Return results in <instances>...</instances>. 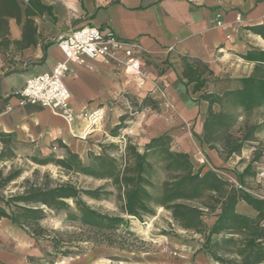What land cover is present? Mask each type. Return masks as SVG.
Here are the masks:
<instances>
[{
	"label": "crops",
	"instance_id": "obj_1",
	"mask_svg": "<svg viewBox=\"0 0 264 264\" xmlns=\"http://www.w3.org/2000/svg\"><path fill=\"white\" fill-rule=\"evenodd\" d=\"M18 2V18L7 20V35L0 39V155L13 143L37 149L44 155L56 153L59 158L66 155L64 146L81 158L88 152L101 154L100 145L106 136L101 123L92 128L86 120L77 118L67 125L51 110L21 105L12 96L14 91L23 88L28 78L50 73L62 61L56 42L73 30L83 27L109 29L119 39L137 42L149 52L144 56L149 80L142 86L122 70L101 63L71 64L64 83L77 114L104 112L113 107L111 101L127 91L159 98L156 89L159 87L168 103L187 112L184 121L191 122L197 134L201 131L202 109L206 103L194 102V97L186 93L181 59L201 62L225 89H235L237 81L250 76L254 67V63L241 56L251 50L264 51L263 39L247 30L264 26V0ZM217 15H220V27L215 24ZM161 124L162 128L170 127L168 121ZM203 152L215 168L226 162L213 151L204 149ZM229 182L238 183L232 178ZM236 211L250 217L256 215L244 203H239ZM262 224L264 226V222ZM33 243L34 240L18 226L0 219V264H31L29 259L37 257ZM204 261L201 256L198 264H205Z\"/></svg>",
	"mask_w": 264,
	"mask_h": 264
},
{
	"label": "trees",
	"instance_id": "obj_2",
	"mask_svg": "<svg viewBox=\"0 0 264 264\" xmlns=\"http://www.w3.org/2000/svg\"><path fill=\"white\" fill-rule=\"evenodd\" d=\"M19 10L18 0H0V39L7 35V20L17 19ZM247 30L264 41L263 25ZM241 58L254 63L251 75L240 78L235 89H224L221 93L206 89L209 78L221 83L206 65L181 59L186 93L195 96L194 102L207 105L200 134L193 130L191 134L200 146L217 153L223 161L240 156L248 143L258 145L256 137L264 129L263 124H249L247 119L239 123L237 116L238 112L247 118L253 111L264 108V51L251 50ZM116 130L111 132L112 137H117ZM169 143L167 133L151 138L142 153L129 143L120 159L108 152L116 153L118 146L102 144L100 155L87 153V163L65 146L63 158L53 154L32 156L30 161L37 166L53 165L67 175H81L104 184L83 190L70 181L52 180L48 173L38 182L39 172L34 171V179L24 181L22 193L8 198L0 196V219L9 220L36 243L48 241L55 255L66 257L78 255L79 246L62 238L60 231L41 226L48 212L63 214L65 222L94 235L84 242L114 247L119 229L133 236L128 217L153 216L152 206H158L170 213L180 230L201 237L198 252L212 264H264V198L253 196L244 188L245 177L254 176L250 172L252 165L260 162L264 152L253 149L251 160L240 174L234 175L242 188L239 189L215 171L203 166L195 168L187 152L172 151ZM20 175V171H15L0 178V189ZM158 175L166 178L159 185L153 184L152 178ZM152 188L156 190L154 195L149 191ZM110 196H114L117 215L102 213L85 201H102ZM239 203L246 204L256 215L239 214L236 211ZM206 214L213 217L209 225L204 221Z\"/></svg>",
	"mask_w": 264,
	"mask_h": 264
},
{
	"label": "rangeland",
	"instance_id": "obj_3",
	"mask_svg": "<svg viewBox=\"0 0 264 264\" xmlns=\"http://www.w3.org/2000/svg\"><path fill=\"white\" fill-rule=\"evenodd\" d=\"M208 80L209 84L206 89L209 92L221 93L226 88L222 83L216 82L212 78ZM193 97L195 98V96ZM110 103L113 107H109L103 112L101 121L106 135L103 136L102 140L106 146L110 144L118 146L119 150L116 153L114 150H108V152L119 159L127 144L134 145L142 153L144 145L150 140L148 139L149 136L167 133L170 138L169 148L172 151L187 152L195 168L203 166L206 170L215 171L229 182L230 178L235 181L234 175L240 174L251 160L253 149H256L257 152H264L263 129L256 137L258 145L257 143L246 144L240 159L239 156L231 157L226 160L223 166L215 168L204 157L205 146H200L192 136L191 130L194 131V126L191 122L185 123L184 119L187 117V112L179 111L172 103H169L167 107H162L161 104L164 103V99L161 97L154 98L149 94H135L128 91L121 93ZM115 106L117 108L113 110ZM206 107L207 105H205V109H202L204 117L206 116ZM237 116L239 123L243 119H247L249 124L264 125V108L253 111L247 118L238 112ZM162 121L164 123L168 121L170 127L162 128ZM116 128L118 129L116 130ZM113 130H116L117 137L111 136ZM164 130L165 132L162 133ZM52 154L58 157L56 153ZM42 155L44 154L37 149L19 146L17 143L5 148L2 153L3 157L0 159V178H5L10 172L15 171H20L21 175L15 181L1 188L0 196L8 198L22 193L24 181L33 180L34 171L39 172L38 182H41L43 175L48 173L52 180L70 181L83 190L96 189L104 184V181L93 180L81 175H67L53 165L40 167L30 161V157ZM84 161L87 163L85 157ZM250 172L254 173V176L245 177L244 188L251 195L263 198L264 157L258 164L252 165ZM165 178V175H158L152 178V183L159 185ZM232 184L238 185V183ZM108 189L110 190V188ZM149 191L154 195L156 190L152 188ZM85 201L90 207L102 213L119 214L114 196L102 201L87 199ZM152 207L153 216H143L142 219L128 217L129 231L133 236H128L123 229H119L116 232V245L114 247L94 246L92 243L84 242L94 235L65 222L63 214L48 212L47 217L41 222V226L49 230L60 231L62 238L72 242L73 246L75 244L79 246V254H71L66 257L55 255L48 241H39L33 243L37 257L35 259L30 258L29 261L31 264H198L199 258L202 256L198 252L202 242L201 237L180 230L171 219L169 212L158 206ZM204 221L209 225L213 221V217L206 214ZM72 250L78 252L77 248ZM204 260L207 264L210 263V260L205 257Z\"/></svg>",
	"mask_w": 264,
	"mask_h": 264
},
{
	"label": "built area",
	"instance_id": "obj_4",
	"mask_svg": "<svg viewBox=\"0 0 264 264\" xmlns=\"http://www.w3.org/2000/svg\"><path fill=\"white\" fill-rule=\"evenodd\" d=\"M219 18L220 15H217L215 24L220 27ZM56 46L63 57L62 61L58 62L50 73L28 78L23 88L14 91L12 96L16 97L21 105H37L51 110L67 125L77 118H82L90 127L95 128L103 117L100 110L82 114L74 111L70 93L64 83L71 64H81L84 61L101 63L122 70L127 76L137 80L139 86L149 80L144 69V56L149 52L137 42L119 39L112 30L79 28L61 36ZM156 89L164 99L165 106H169L164 92L159 87ZM236 187L242 189L239 185Z\"/></svg>",
	"mask_w": 264,
	"mask_h": 264
}]
</instances>
